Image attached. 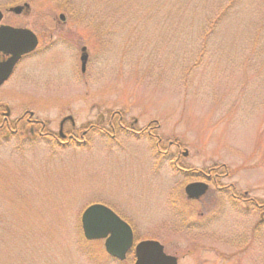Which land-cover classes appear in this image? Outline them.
Listing matches in <instances>:
<instances>
[{"label": "rangeland", "instance_id": "rangeland-1", "mask_svg": "<svg viewBox=\"0 0 264 264\" xmlns=\"http://www.w3.org/2000/svg\"><path fill=\"white\" fill-rule=\"evenodd\" d=\"M4 2L29 7L19 17L3 10V22L55 43L23 61L0 105L15 116L34 111L50 128L67 113L104 126L119 112L127 126H155L162 145L175 141L182 153L159 154L147 136L93 135L70 148L0 141V264H134V251L119 261L103 239L85 238L81 217L93 204L178 264H264L260 232L247 253L237 251L253 208L232 207L212 185L199 202L185 193L197 170L218 166L229 173L222 183L264 200V0Z\"/></svg>", "mask_w": 264, "mask_h": 264}, {"label": "flooded vegetation", "instance_id": "flooded-vegetation-1", "mask_svg": "<svg viewBox=\"0 0 264 264\" xmlns=\"http://www.w3.org/2000/svg\"><path fill=\"white\" fill-rule=\"evenodd\" d=\"M4 1L6 0H0V30L4 29L6 37H8L11 36L12 30H21L26 29L28 27H23L21 25L15 26L11 23L3 22L5 17L3 10H7L11 14H14L16 17H19V15L21 16L27 13V9L29 6L27 5V3H24L23 5L6 7ZM61 20H64V18H61ZM6 43L9 42H0L1 73L12 58V54L5 51L7 46ZM24 43L25 42H21L20 44L23 46ZM43 43H47L46 45L51 46L52 43L55 42H38V45L35 50L23 55L21 59L16 63L13 68V71L11 72L7 80H5L0 85V89H3L5 84L11 81L16 69L28 57L33 56L37 52L39 46ZM84 49H86L85 46L81 48L82 54ZM85 52L88 54L87 49L85 50ZM81 70L83 73H85L86 71V68L83 71L82 63ZM124 123L125 121L123 115L119 112L111 114L109 119L106 120V125L104 126L97 121L77 124L74 116L71 113H67L61 116L56 127L50 128L48 122L44 119L39 118L36 115V112L34 111L23 110L19 115L15 116L14 111L9 106L5 104L0 105V141H8L12 138H17L21 141L50 142L55 144L59 148H70L73 146H86L93 135H99L110 139L116 138L117 135H128L136 138L141 136H147L150 139L156 140V147L158 149L159 154H168V149H170L171 147H175L177 149L178 154L182 153L181 145L176 143L175 141H169L167 146H163L161 138H159V136H156L154 133L156 128L155 126H151L148 124L144 129H135L132 126H127ZM134 124H136V121L134 122ZM175 165L177 166L179 171H184L183 168L179 166L177 158L175 160ZM196 174H198L200 180L191 183H205L207 185V190L201 197L192 199L188 198L189 201L199 202L202 197H204L209 192L210 185H212L216 194L228 196L226 200L228 204H231L232 207L239 208V206H243L246 208V210H250L251 208H253V211L255 212L256 216V221L253 223V225L250 226V231H247V228L244 227L243 231L238 232L240 239L243 240V243H240V246H238L237 251L238 253H247V249L250 248L251 238H256L258 232H260L259 235H264V200L255 199L249 194V191L240 192L234 183H222L221 180L228 177L229 173L227 171L221 173L220 167L218 166H213L206 170H197ZM222 213L223 209L220 207L219 215H221ZM226 213L229 214L228 212ZM221 217H225V214L224 216L221 215ZM224 222L225 223H223L222 225L227 226L228 231H230L229 222ZM202 228H204V223L202 224ZM218 228L220 229V226ZM219 229H217V234H219ZM246 237L248 238V241Z\"/></svg>", "mask_w": 264, "mask_h": 264}, {"label": "water", "instance_id": "water-1", "mask_svg": "<svg viewBox=\"0 0 264 264\" xmlns=\"http://www.w3.org/2000/svg\"><path fill=\"white\" fill-rule=\"evenodd\" d=\"M17 10V9H15ZM63 18V15H61ZM1 19V15H0ZM0 42L6 43L5 51L12 54V58L0 72V85L7 80L16 63L21 57L35 49L38 43L37 36L29 29L12 30L11 36L6 37L5 31L0 30ZM25 42L23 46L20 44ZM88 55H82V68L85 69ZM187 156V152L184 153ZM207 190L204 183L189 184L185 191L189 198H198ZM82 228L87 239H105L106 251L113 257L124 260L127 253L134 248V264H178V258L168 255L164 246L155 240H143L134 243V234L131 226L122 220L110 208L102 204L89 206L82 214Z\"/></svg>", "mask_w": 264, "mask_h": 264}]
</instances>
